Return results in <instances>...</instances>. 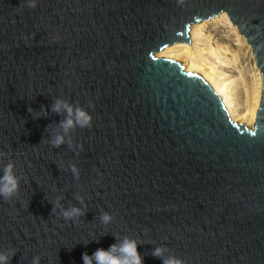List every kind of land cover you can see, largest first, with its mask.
Here are the masks:
<instances>
[{
  "label": "water",
  "instance_id": "95a60500",
  "mask_svg": "<svg viewBox=\"0 0 264 264\" xmlns=\"http://www.w3.org/2000/svg\"><path fill=\"white\" fill-rule=\"evenodd\" d=\"M27 3L0 0V178L11 163L18 183L0 197L7 264H83L125 239L141 264H264V0ZM221 13L261 78L252 130L157 56Z\"/></svg>",
  "mask_w": 264,
  "mask_h": 264
},
{
  "label": "bare ground",
  "instance_id": "6f19581e",
  "mask_svg": "<svg viewBox=\"0 0 264 264\" xmlns=\"http://www.w3.org/2000/svg\"><path fill=\"white\" fill-rule=\"evenodd\" d=\"M209 24H213V26L226 24L234 31L237 30L231 24L226 14L221 13L208 21L192 25L189 30V44L182 43L169 46L157 56L175 61L183 68L184 72L199 76L222 101L230 120L237 125L245 124L252 130L255 124L262 89L260 75L256 79L255 89L249 93L248 102L250 105L242 113L240 108L236 104L234 105V98L232 100L231 97L232 85L235 83L236 78H232L223 72L224 68L226 69L232 60L226 58V47L216 45V43L213 45L210 36L205 34V27ZM242 39L245 41L243 37Z\"/></svg>",
  "mask_w": 264,
  "mask_h": 264
},
{
  "label": "clouds",
  "instance_id": "9594fccd",
  "mask_svg": "<svg viewBox=\"0 0 264 264\" xmlns=\"http://www.w3.org/2000/svg\"><path fill=\"white\" fill-rule=\"evenodd\" d=\"M28 8L36 7V0H28ZM64 107L66 111L71 112L69 106L57 100L56 103L52 106V110L59 112L61 107ZM76 121L80 127H89L91 116L83 110L77 109L76 111ZM72 120H66L62 123V127L67 130L72 127ZM63 142V137L56 136L52 141L53 146H59ZM13 165L11 163L4 166V175L0 178V197L4 199L10 198L17 190L18 183L17 180L12 176ZM75 171V168L72 169ZM81 212L77 208H71V210H62L61 215L65 221L72 220L74 217L80 215ZM104 223L109 222L111 217L108 214H104L101 217ZM160 249H156L154 255L160 254ZM117 253L119 255H117ZM8 256L0 253V264H7ZM95 261L96 264H141V259L136 250L135 241L125 239L121 245L117 248L116 245H111L107 250L97 249L91 257L87 254L82 255L83 264H92V261ZM35 264V261H34ZM164 264H183L182 261L178 259H168Z\"/></svg>",
  "mask_w": 264,
  "mask_h": 264
},
{
  "label": "rangeland",
  "instance_id": "374dc122",
  "mask_svg": "<svg viewBox=\"0 0 264 264\" xmlns=\"http://www.w3.org/2000/svg\"><path fill=\"white\" fill-rule=\"evenodd\" d=\"M230 28L231 27L226 24L214 26L213 24H209L205 27V34L210 36L213 45L216 43V45L224 46L227 49L226 58H230L232 62L229 63L230 65L226 69L224 68L223 72L232 78H236L235 83L232 85L231 97L232 100L234 98V105L236 104L243 113L250 105L248 96L249 93L255 89L259 72L250 48L238 34L237 30L234 31ZM240 125L251 130L245 124Z\"/></svg>",
  "mask_w": 264,
  "mask_h": 264
}]
</instances>
